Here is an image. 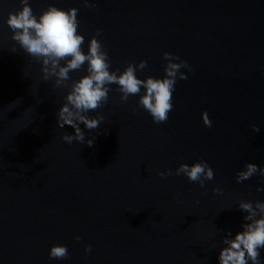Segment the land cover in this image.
<instances>
[{
    "label": "water",
    "instance_id": "95a60500",
    "mask_svg": "<svg viewBox=\"0 0 264 264\" xmlns=\"http://www.w3.org/2000/svg\"><path fill=\"white\" fill-rule=\"evenodd\" d=\"M84 2L31 0L37 14L78 7L85 50L100 30L113 68L146 60L139 78L162 76L169 52L192 71L177 82L165 123L154 124L136 96L121 103L113 85L97 110L104 123L87 133L93 146L67 144L61 137L73 130L56 123L66 90L11 51L5 20L19 0H0V264H217L224 230L242 222L236 202L264 200V177L236 182L245 164L264 167V0ZM200 159L215 172L205 188L175 175ZM53 244L70 259L50 261Z\"/></svg>",
    "mask_w": 264,
    "mask_h": 264
},
{
    "label": "clouds",
    "instance_id": "9594fccd",
    "mask_svg": "<svg viewBox=\"0 0 264 264\" xmlns=\"http://www.w3.org/2000/svg\"><path fill=\"white\" fill-rule=\"evenodd\" d=\"M19 5L7 14L5 20L15 45L11 51L17 52L18 46L40 65L43 81H52L54 88L66 90L56 112L57 128L63 130L67 126L73 130L61 137L65 143L75 141L93 146L96 137L88 138L87 133L95 132L104 123V116L97 110L107 104L113 85L120 94L121 103L127 102L130 96H136L137 108L147 112L154 124H163L168 120L169 113L174 110L176 84L187 80L188 73L192 71L186 61L165 52L163 75L141 79L138 74H143L147 61L126 62L123 69L113 68L108 51L99 39L100 30L87 40L85 50V35L79 30L78 7L65 9L49 4L37 14L31 0H19ZM84 7L94 9L95 4L85 0ZM185 69L187 71H183ZM75 72H83V75L73 79L72 73ZM201 120L205 127H212L207 111L201 113ZM253 131L258 133L260 128L253 125ZM158 175L165 178L173 173L167 170ZM175 175H183L189 183L198 184L200 188H205L215 178L213 168L203 159L191 164L181 163ZM255 175L264 177V167L247 163L237 172L236 182L243 183ZM257 191L264 189L257 188ZM213 193L222 195L219 188H213ZM236 210L242 214L240 228L235 233L224 230L219 242L217 264H264V200L239 199ZM80 239L76 237L77 241ZM91 250V245L85 247L86 254ZM48 259L69 260L67 246L53 244L48 251Z\"/></svg>",
    "mask_w": 264,
    "mask_h": 264
}]
</instances>
